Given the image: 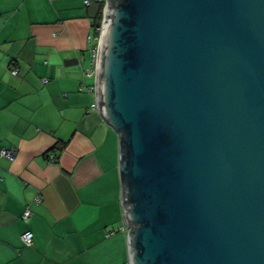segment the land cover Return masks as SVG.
Instances as JSON below:
<instances>
[{
    "label": "water",
    "instance_id": "1",
    "mask_svg": "<svg viewBox=\"0 0 264 264\" xmlns=\"http://www.w3.org/2000/svg\"><path fill=\"white\" fill-rule=\"evenodd\" d=\"M106 1L129 264H264V0Z\"/></svg>",
    "mask_w": 264,
    "mask_h": 264
},
{
    "label": "crops",
    "instance_id": "2",
    "mask_svg": "<svg viewBox=\"0 0 264 264\" xmlns=\"http://www.w3.org/2000/svg\"><path fill=\"white\" fill-rule=\"evenodd\" d=\"M96 12L83 0H0V150L15 151L0 156V264L128 263L127 233L106 236L125 224L118 138L85 77Z\"/></svg>",
    "mask_w": 264,
    "mask_h": 264
},
{
    "label": "built area",
    "instance_id": "3",
    "mask_svg": "<svg viewBox=\"0 0 264 264\" xmlns=\"http://www.w3.org/2000/svg\"><path fill=\"white\" fill-rule=\"evenodd\" d=\"M84 1V5L86 7H90L92 5V3L95 1V2H103L104 3V9L106 7V4H107V1L106 0H83ZM104 9H103V17H102V22H103V18H104ZM101 29H102V23L101 25L96 28L94 31H93V34L91 36H88V43L90 45V48H91V52H92V57H93V61H92V69L89 70L86 74H85V77L86 78H93L94 79V91H95V74H96V71H95V65H96V58H97V53H98V46H99V41H100V35H101ZM12 74L13 75H17L18 74V71L16 69L12 70ZM44 82H46V80H44ZM84 88H86L85 85L81 86L80 87V91H83ZM93 107H96V103L95 105H93ZM0 156H4V157H7L8 159H13L14 156H15V151L14 150H5V149H2L0 150ZM35 202L36 203H39L40 202V198L37 197L35 199ZM22 217L24 219H29L31 217V212L29 209H26L24 212H23V215ZM126 227V225L124 224L123 227H120L118 228L117 230H111V231H108L106 236L109 237L111 235H113L116 231H124L125 233L128 232V229ZM126 230V231H125ZM21 240L22 242L24 243V245L26 246H32L33 245V234L32 232L30 231H26L22 234L21 236ZM126 264H129L126 263Z\"/></svg>",
    "mask_w": 264,
    "mask_h": 264
},
{
    "label": "trees",
    "instance_id": "4",
    "mask_svg": "<svg viewBox=\"0 0 264 264\" xmlns=\"http://www.w3.org/2000/svg\"><path fill=\"white\" fill-rule=\"evenodd\" d=\"M92 5H95L97 7V12L93 17V23H92V28L93 31L98 28L101 25L102 17H103V9H104V3L103 2H93ZM91 5V6H92ZM64 145V144H63ZM59 150V147L52 148V150Z\"/></svg>",
    "mask_w": 264,
    "mask_h": 264
},
{
    "label": "rangeland",
    "instance_id": "5",
    "mask_svg": "<svg viewBox=\"0 0 264 264\" xmlns=\"http://www.w3.org/2000/svg\"><path fill=\"white\" fill-rule=\"evenodd\" d=\"M101 23H102V21H101Z\"/></svg>",
    "mask_w": 264,
    "mask_h": 264
}]
</instances>
